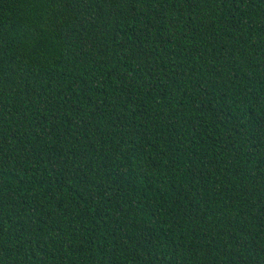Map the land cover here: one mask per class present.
Wrapping results in <instances>:
<instances>
[{
  "label": "trees",
  "instance_id": "obj_1",
  "mask_svg": "<svg viewBox=\"0 0 264 264\" xmlns=\"http://www.w3.org/2000/svg\"><path fill=\"white\" fill-rule=\"evenodd\" d=\"M0 264H264V0H0Z\"/></svg>",
  "mask_w": 264,
  "mask_h": 264
}]
</instances>
